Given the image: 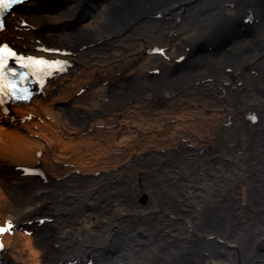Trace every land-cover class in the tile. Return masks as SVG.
I'll list each match as a JSON object with an SVG mask.
<instances>
[{"label": "bare ground", "instance_id": "obj_1", "mask_svg": "<svg viewBox=\"0 0 264 264\" xmlns=\"http://www.w3.org/2000/svg\"><path fill=\"white\" fill-rule=\"evenodd\" d=\"M29 1L15 6L0 37L27 56L17 60L34 69L32 61L40 57L53 61L76 49L71 80L61 82L60 90L77 85L93 94L86 109L63 113L61 124L67 130L82 126L71 133L91 143L98 138L86 136L97 129L91 122L112 107L109 114L120 121L113 122L120 142L129 144L124 152L113 143L117 161L124 160L118 166L71 171L62 150L87 155L81 137L63 143L46 161L49 175L41 167L44 162L23 164L30 175L23 173L20 182L8 184L7 193L0 186V221L24 230L30 264H264V21H254L252 33L237 38V22L227 17L248 16L243 6L231 3L242 0H139L136 9L128 0H103L82 23L76 15L84 0L65 1L55 18L36 15ZM243 1L264 16L260 1ZM44 2V11H53L47 9L53 1ZM72 19L77 29L64 32L62 25ZM223 19L228 24L222 25ZM19 26L28 27L29 37L21 41L14 37ZM227 34L230 46L225 50L221 46ZM214 40L220 47L217 55L197 52L198 42L209 49ZM155 42L169 49L172 60L184 56V67L176 72L168 59L143 57V49ZM43 73L40 68L34 85ZM128 79L152 88L129 102L116 91L108 95L113 87L127 91ZM95 91L102 95L97 108L91 101ZM144 93L150 102L143 100ZM104 97L109 102L102 104ZM188 128L193 130L188 133ZM166 130L177 135L155 142L153 137ZM0 131V146H6L1 155L9 160V172L19 176L21 164L15 159L31 160L34 147L38 151L43 144L32 133ZM109 140L101 135L94 149L102 141L106 149ZM159 161L168 162L163 170L155 169ZM143 192L150 193L144 204ZM4 236L0 264H26L18 251H10L9 234Z\"/></svg>", "mask_w": 264, "mask_h": 264}, {"label": "rangeland", "instance_id": "obj_2", "mask_svg": "<svg viewBox=\"0 0 264 264\" xmlns=\"http://www.w3.org/2000/svg\"><path fill=\"white\" fill-rule=\"evenodd\" d=\"M45 0H40V2H38V0H32L29 1L28 7H30V11L33 9L34 13H36V15L38 16H42V15H49L52 16V18L57 17L56 14H61L62 12H59V8L60 6L63 5V3L65 1H74L75 0H49L48 4L52 3L53 1V6L47 8V9H51L53 11H44L43 7L46 6L45 5ZM57 1V2H55ZM84 1H103V0H84ZM47 2V1H46ZM59 3V5H58ZM94 6V5H92ZM54 7V8H53ZM62 9V8H60ZM82 9V8H81ZM81 9L79 8L76 17L78 18V15L81 12ZM86 10V9H85ZM87 12H84L81 14V19L82 21H80V23L85 22L86 20H88V16H90L92 13V10L90 8H88V10H86ZM58 12V13H57ZM66 20H69V17H64ZM262 20H264V17L261 16ZM42 24V23H41ZM228 24V23H226ZM46 25V24H45ZM222 25H224V20H222ZM62 30H64V32L67 33H72V31H74L75 29H77V25L74 24V19L67 21L66 23H64ZM76 26V27H75ZM38 27V25H37ZM42 27L44 28V25L42 24ZM28 27H23L21 28V26H19V29H17V31L14 32V37L19 38V40L21 41V37L26 39L29 37V35H27V29ZM241 36V34H240ZM239 36V37H240ZM224 37V35H223ZM154 44V43H153ZM151 44V45H153ZM144 50V49H143ZM146 50V49H145ZM42 54V53H41ZM35 55H40V54H35ZM50 56H52L50 54ZM53 57H57V56H53ZM55 59H65L64 57H58ZM93 67H95L94 65H92ZM121 66H119L118 68H120ZM117 68V69H118ZM92 69V68H91ZM90 69V72H91ZM53 77V76H52ZM49 77L48 78V82L47 85L44 87V89H42L41 93L39 95L36 96V100H32V103H26L27 105H22V106H17L14 105L11 107L10 110V114H5L3 112V110H0V128L1 129H9V130H17L20 131L21 133H28L31 135L32 133V139L37 140L39 142H41L43 144V147L41 149H39L37 151V148L34 147L33 149V156L32 158H30L31 160H23L21 158H16L15 161L17 164H21L18 165L19 169H17L16 171H21V174L15 175V173L13 172H9L10 169V164H8L9 160L8 158H5L4 156L2 157L1 155V148H6V146H0V183H1V188L4 189V192L7 193L8 190H6L7 188H9L8 184L11 183H15V182H20L19 178L23 177L22 174H26V167L23 164H35V166H41L40 162H44V164H42L43 166H41L42 168H44V171L46 172V175H49V170H47V165H46V161L51 159V156L53 154H58V150L61 147V145L63 143H67L70 141H79L80 137H78L77 134L71 133L72 131L75 130H67L64 128V126H66L65 124H61V120H59V118H61L63 121V112H61V108L64 107L63 106V102H65L66 96L64 95V92H62V94L60 95V92H55L54 88L51 87L49 84L52 83V80L54 81V79H58V81L61 80V76H58L56 78H52ZM86 82H89V80H87ZM54 84H58L56 81H54ZM53 84V85H54ZM56 87V85H54ZM92 102L94 103V105H96L94 99L92 100ZM136 102H132V104H135ZM80 107H83L84 105H88V102L86 100V102L84 101L83 103L79 104ZM47 106H50V110L47 112L45 110V108L47 109ZM52 111H55L54 113L56 115H54L52 113ZM46 112V113H45ZM51 116H53V119H50L49 114ZM210 113V112H209ZM29 114V115H28ZM215 114L213 109L211 112V115ZM131 115V114H130ZM55 116H58L55 117ZM102 116H106L108 118H111L109 114L107 113H103ZM105 117V118H106ZM209 117V116H208ZM114 118H111L110 120H112ZM50 120H54L56 122L53 123V121ZM100 119H97V121H99ZM96 122V121H95ZM94 123V122H93ZM101 122H98V125ZM116 124H120V121L118 120L116 122ZM179 126V125H176ZM149 127H151V125H149ZM82 128V127H81ZM180 128H182V126L180 125ZM187 128L186 126L183 127V129ZM154 129H156L154 127ZM129 129L124 130V132L126 133ZM188 133L189 131H192L191 129H187ZM55 131H59L63 134H58L55 135L53 134V132ZM174 133L172 134H168L167 130L166 132L161 131L159 132L160 135H157L154 138L155 142L159 141L160 143H163V141L165 140V142L168 141L167 138H169L170 135H177V132L175 130H173ZM48 133L47 137H43L42 133ZM93 132L95 133H89L88 135H96L98 136V138L101 135H107L110 136L111 138H115L117 141V145L118 147H120V149H127V146H129V144H127V142L123 141L122 143L120 142V133L117 134H107L104 130L102 129H96L93 130ZM194 132V131H193ZM1 133V131H0ZM180 133V132H179ZM178 133V134H179ZM197 133V132H195ZM81 135V134H79ZM135 135V134H134ZM1 136H4L1 135ZM183 138L187 139V137L185 135H182ZM98 138L93 139V142L91 143H86L84 138H81V141H84L83 144L88 146V154L87 155H82L81 156V152L80 151H76L75 153L71 152L70 149L68 150H62V153L64 156V158L66 160H68L70 162V170L73 171L75 170V167L78 168L80 171H84L86 173H91L92 171H96L97 168H101L103 167L101 170H108V167H113V166H118L119 164L124 163V160L122 161H117L115 155H114V144H113V139L112 141L109 140V146L104 149V145H103V141H102V147L101 148H96L94 149V145L96 142H98ZM189 138V137H188ZM130 139V137L128 138V140ZM49 140L50 142H52L51 145H45V141ZM155 142H152L151 144H154ZM113 148H112V147ZM127 151V150H126ZM134 151V150H132ZM94 152H98V154H95ZM125 152V151H124ZM113 154V156H110V154ZM5 158V159H4ZM12 163V162H10ZM23 166L25 169H23ZM8 186V187H7ZM1 216V215H0ZM1 220V219H0ZM2 222V221H1ZM15 225V223H14ZM13 224H11V228H10V233H9V238H8V242L9 245L11 247L10 251L16 250V252L18 251L19 255H18V259L22 262V260L26 263V264H30V260L32 259V255L29 253V250L26 249L25 247V237L23 236V231L22 228H16ZM29 232V231H25ZM3 241H7L6 238L3 239ZM19 249V250H17ZM23 250V251H22ZM9 251V250H8ZM16 253H14L15 255Z\"/></svg>", "mask_w": 264, "mask_h": 264}, {"label": "water", "instance_id": "obj_3", "mask_svg": "<svg viewBox=\"0 0 264 264\" xmlns=\"http://www.w3.org/2000/svg\"><path fill=\"white\" fill-rule=\"evenodd\" d=\"M146 1H154V0H146ZM99 1H89V2H84L83 4H82V6L83 7H85V8H92V7H94L95 5H97V3H98ZM148 4L150 5V2H148ZM92 5H94V6H92ZM127 5H129V6H131L132 8H134V9H136V8H138L140 5H141V1H139V0H128V2H127ZM151 7V6H150ZM85 11H83V13H84ZM121 12L123 13L124 11H123V9L120 11V14H121ZM122 16L124 15V14H121ZM179 17L180 16H178L177 18L179 19ZM78 18H80V16L78 17ZM243 18V17H242ZM247 18V17H246ZM227 19L231 22V20L232 21H236L237 22V24H236V28H235V31H234V33L236 34L235 36L237 37V38H239V36H240V34H243L244 36L246 35V33L247 34H250V33H252V31L253 30H250L251 29V27L250 26H246V24H247V22L246 21H240L239 19L237 20V16H236V18L234 19H231V18H229V17H227ZM224 20V19H223ZM224 24H226V22H224ZM238 28V29H237ZM255 31V30H254ZM226 42L225 43H223V45L221 46V48H224L225 50L228 48V45L230 46V44H229V41H228V39H229V35L227 34L226 36ZM238 42V41H237ZM210 43H212V45L210 46V47H208L209 49H207L206 48V46L202 43V42H198L197 44H196V50H197V52H213V51H215V53H213V54H218L219 53V51L218 50H220V47H219V44H218V42L217 41H210ZM189 49H190V45L189 46H187ZM211 50H213V51H211ZM217 51H218V53H217ZM183 58H184V56H182L181 58H179L178 60H176L175 61V63L172 65L173 66V68L174 69H172V70H174V71H176V72H178V69L180 68V67H184L181 63L183 62ZM228 70L227 71H230L231 70V68L230 67H228L227 68ZM169 72H170V70H169ZM151 75V74H150ZM170 75H174V74H170ZM169 75V76H170ZM131 79H128L127 81H126V84L127 85H129V89L127 90V91H125V90H118L117 88L118 87H113V88H111V89H109V91H108V95H111V92H113V91H116L117 93H119L120 95H122L121 97H122V101L124 100V101H127V102H129L130 100H135V98L137 97V96H139L140 94H142V91L143 90H149L150 88H152V86H150V87H148V83L147 82H145V81H138L137 79H135V80H131ZM129 81V82H128ZM135 85V86H134ZM130 86L132 87L131 89H130ZM109 101V100H108ZM112 101H114V99L112 98ZM159 166V165H158ZM163 167H164V165L162 166V165H160L158 168H155V169H159V170H163ZM153 176H156V175H153ZM149 199H150V193H148V192H143V195L140 197V203H142V204H144V203H146L147 201H149Z\"/></svg>", "mask_w": 264, "mask_h": 264}, {"label": "snow or ice", "instance_id": "obj_4", "mask_svg": "<svg viewBox=\"0 0 264 264\" xmlns=\"http://www.w3.org/2000/svg\"><path fill=\"white\" fill-rule=\"evenodd\" d=\"M19 2V0H0V14H2V12L4 10H6L10 4H13V3H17ZM2 23H0V27H2ZM15 54L14 53H11L9 50H7L6 48L5 49H0V81L3 80V70L5 69L6 67V58L8 56H14ZM32 63L34 65H41V64H44L45 62L43 61H32ZM27 66V65H25ZM16 85L15 84H12V85H0V93L4 92L5 89H15ZM14 94V93H13ZM3 101L0 100V103H2ZM252 119H255V117H252ZM10 227V225H9ZM8 228H0V233L4 232V231H7Z\"/></svg>", "mask_w": 264, "mask_h": 264}, {"label": "flooded vegetation", "instance_id": "obj_5", "mask_svg": "<svg viewBox=\"0 0 264 264\" xmlns=\"http://www.w3.org/2000/svg\"><path fill=\"white\" fill-rule=\"evenodd\" d=\"M158 57V56H157ZM264 71V70H263ZM258 74V73H257ZM149 193V192H148ZM150 200V199H149Z\"/></svg>", "mask_w": 264, "mask_h": 264}]
</instances>
